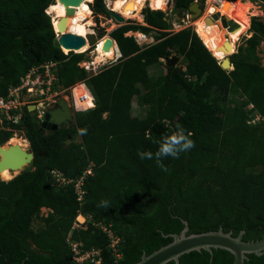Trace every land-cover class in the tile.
Masks as SVG:
<instances>
[{"label": "trees", "instance_id": "16d2710c", "mask_svg": "<svg viewBox=\"0 0 264 264\" xmlns=\"http://www.w3.org/2000/svg\"><path fill=\"white\" fill-rule=\"evenodd\" d=\"M193 1L173 0V7L189 13ZM54 2L0 0V97L29 68L51 60L57 62L58 84L83 81L94 106L74 112L72 124L49 131L35 127L27 106L17 121L3 117L0 145L19 131L33 158L12 178H0V264H92L74 260L71 242L81 251L99 249L102 264H134L170 242L169 234L179 233L185 221L187 234L221 227L233 236L243 230L244 241L263 238L264 66L258 49L264 21L251 16L250 35L229 56L233 68L226 70L193 29L170 31L162 9L143 6L145 25L126 20L110 32L118 60L88 75L77 64L84 54L64 53L56 40L46 12ZM251 2L264 13V0ZM89 6L94 14L109 16L103 0ZM128 30L155 42L140 48L124 34ZM172 54L182 56L183 68L164 62ZM155 64H164L166 73H150ZM134 96L145 107L143 115L131 114ZM255 114L262 119L253 122ZM178 126L191 132L195 146L179 158H163L168 171L155 159L138 156L154 153L158 141ZM91 162L81 202L72 183L58 184L50 173L56 169L76 179ZM41 207L48 209L46 215ZM78 213L87 216L85 228L73 227ZM95 223L119 238L118 256ZM233 260L228 250L212 248L186 252L179 264ZM244 264H264V254L249 253Z\"/></svg>", "mask_w": 264, "mask_h": 264}, {"label": "water", "instance_id": "95a60500", "mask_svg": "<svg viewBox=\"0 0 264 264\" xmlns=\"http://www.w3.org/2000/svg\"><path fill=\"white\" fill-rule=\"evenodd\" d=\"M58 1L65 5V16L57 19L56 29L59 33L57 42L61 48H66L68 51L77 50L86 43V39L81 35L68 31L66 20L74 12V7L79 4L80 0ZM104 8L117 22H125L126 18L122 14L114 11L107 4H104ZM188 11L190 18L196 19L202 12V8L197 1H193L188 6ZM218 15L219 13L217 12L213 17L216 18ZM206 20L211 21L208 17L205 18ZM223 25L225 26L226 24L223 23ZM236 25V23H232L228 26V30H232ZM112 44L113 39L107 36L103 39L102 49L108 50ZM225 46L228 48V44H225ZM93 52H97V49H94ZM167 61V63L173 65L177 61V57L171 56ZM220 65L225 69L223 64L220 63ZM31 119L36 128L49 131L72 124L74 122V115L69 100L66 97L60 96L56 99L53 106L47 110L42 122L34 116ZM2 147L0 145V171L3 168H8L9 170L19 172L25 165L31 163L33 152L30 147L26 149L16 144H10L5 150ZM184 223L185 226L179 233L169 234L172 237L170 242L152 251L150 254H142L140 260L134 264H165L170 260H173L175 264H179V257L186 252L200 249L212 252V248H222L231 252L234 257L233 264H244V260L248 258L249 253L256 255L264 254V237L258 240L244 241L242 240L243 230L233 236L231 231H224L221 227L217 230L187 234L188 225L186 221Z\"/></svg>", "mask_w": 264, "mask_h": 264}, {"label": "built area", "instance_id": "2783aa9c", "mask_svg": "<svg viewBox=\"0 0 264 264\" xmlns=\"http://www.w3.org/2000/svg\"><path fill=\"white\" fill-rule=\"evenodd\" d=\"M126 35H131L135 42L139 45L152 43L154 40L148 38L144 33L141 32H130ZM103 43V39L97 41L96 47ZM93 50L88 54L87 58L80 61L78 64L83 67L89 74L95 75L104 69L105 65L116 60L115 57H109L107 55H102L99 59H94ZM56 61H45L39 66H33L20 78V83L9 89L6 96L0 97V125L2 123L3 117L8 119H13L17 121L20 119L23 106L33 109L35 117L42 121L44 115L48 108H50L55 100L62 95L65 91H68L69 100L71 106L75 112L80 110H86L94 106V97L88 91L84 82H79L73 84L69 87H62L58 84V77L56 75ZM106 65V66H107ZM262 119L260 115H255L253 122L255 120ZM15 134V133H14ZM92 165H88L82 172V174L76 178H70L65 176L59 170H50V173L55 177V181L61 185H67L72 183L74 192L76 194V199L78 202L83 200V195L85 190L83 189V181L87 175L92 174ZM87 216L78 213L73 222V227H83L85 228ZM100 226L104 232H106L109 238V246L112 248L113 252L118 256L117 253V243L119 238H117L113 231L100 223H95ZM71 248L74 253V260L81 262L89 259L92 264H102L99 249H91L86 251H81L77 243L71 242Z\"/></svg>", "mask_w": 264, "mask_h": 264}, {"label": "bare ground", "instance_id": "6f19581e", "mask_svg": "<svg viewBox=\"0 0 264 264\" xmlns=\"http://www.w3.org/2000/svg\"><path fill=\"white\" fill-rule=\"evenodd\" d=\"M88 1L91 0H80L79 4L74 7V12L70 14L69 15L70 17L67 18L66 20L67 30L72 33L81 35L85 37V39H87L86 35L88 33L87 26L91 24V21L88 20L89 19L88 16L91 13V9L86 3ZM146 1H148L149 6L151 8H156V9L162 8V5L164 4V0H111L109 7L114 11L118 12L119 8L121 7V3H123L124 10L126 11H124L125 13H121V14L123 16H126V14H130L132 11L140 8ZM213 1L215 3V6L211 5L207 10L208 13L212 14L213 12L218 11L223 15L234 17V19L237 21V23H239V25L236 28L227 32L226 29L222 28L218 23H214L209 20L205 21V19L200 18L195 21L196 32L203 40L205 45L211 50L214 56L218 58L219 61H221V64H223L224 67L230 66V64L231 67H233L231 61L226 57L228 54L234 51V42L238 39L241 32L248 27L249 18L246 14L247 6H243L239 2L232 4L233 2L229 0H213ZM46 11L48 12L49 15L52 14L53 16V18L51 16L52 23L53 26L56 28L58 21L57 19L59 17L65 16V5L60 3L58 0H56L46 9ZM85 20L86 22L85 24H83ZM87 43L88 42L86 40V43L81 48L86 46ZM225 44H228V48L225 46ZM101 49H102V44L101 45L99 44L98 50ZM64 50L67 49L64 48ZM78 50H80V48ZM102 51L103 52H99V54L96 55L92 54L93 58L99 59L104 54H106L109 57L113 55V49L111 46L109 50L102 49ZM10 144L20 145L22 148H24L25 139L18 137L17 135L14 134L11 138H9L7 143L5 142L4 144H2L3 150L8 148ZM14 172L16 171L9 170L8 168H3L0 171V175L4 179H8L12 176Z\"/></svg>", "mask_w": 264, "mask_h": 264}, {"label": "rangeland", "instance_id": "374dc122", "mask_svg": "<svg viewBox=\"0 0 264 264\" xmlns=\"http://www.w3.org/2000/svg\"><path fill=\"white\" fill-rule=\"evenodd\" d=\"M92 1L93 0L86 2L87 5L89 6V4L92 3ZM110 1L111 0H105V4H107L109 6ZM197 1H198L199 5H201V1H199V0H197ZM229 1H232L233 2L232 4H234L236 2H239L243 6H247L246 14H247V16L249 18V23H250L251 16H255V15L258 16L259 18H261L264 21V13L262 12V10L260 9V7H259V5L257 3L251 2V0H229ZM202 5H203L202 12L200 13V15L196 19H191L190 15L189 14L187 15L185 11L175 10L174 7H173V0H164V4L162 5V8H158V9H162L165 12L166 19H167V21L169 23L168 30H170V31H177L179 29H182V28L186 27V28H191V29H193L196 32L195 21L200 19V18L205 19L206 17L210 18L211 22L218 23L222 28L226 29L227 32L230 31V30H228V26L231 25L232 23H236L237 24L236 27L239 25V23H237V21L234 19V17L223 15V14H221L218 11H215L212 14L208 13L207 12L208 8L211 5L215 6V3H214L213 0H204V2H202ZM143 6H149L148 1H146L140 8L132 11L130 14H126V16H124V17L127 20H131L133 22H138V21L140 22V20L142 18L140 10H141V8ZM89 8H90V6H89ZM153 9H156V8H153ZM124 11H126V10H124V4L121 3V7L119 8L118 12L119 13H125ZM217 12L219 13V15L216 18H214L213 15H215ZM50 16H52V14H50ZM52 18H53V16H52ZM88 18H89L88 20L91 21V24L89 26H87L88 33L86 35V38H87V42H89L90 45H93V47H95L94 44L97 42V40H99L100 38H102V37L107 35V31L109 33L116 26L119 25L118 22H116L114 19L110 18L109 16H106L104 13L94 14L92 12V10H91V13L88 16ZM85 22H86V20L83 22V24H85ZM222 22L225 23L226 25L224 26ZM248 27H249V24H248ZM248 27L241 32V34L239 35L238 39L234 42V51H236V47L239 44L244 42V38L250 35V33L248 31ZM103 31H104V33H103L102 37L99 36ZM149 38H152L151 35H150ZM87 45H88V43H87ZM87 45L84 46L83 48H80V50L77 49L76 51L79 52V51L84 50L87 47ZM96 48L98 50V47H96ZM63 51L65 52L67 50H63ZM99 52H103L102 49L98 50V53H95V55L99 54ZM233 52L228 54L226 58L230 60L229 56ZM87 54H89V52H86V54L84 55L83 58H85V56H87ZM172 55L177 57V61L175 62L174 66H178V67H182L183 68L182 56L177 55V54H172ZM258 55L260 57L261 65L264 66V42H262L260 44V46H259ZM164 62H168V61L164 60ZM232 68L233 67H231V64H230V66L225 67L226 70H231ZM149 71H150V73H152L154 75L165 74L166 73V68H165L164 64H160V65L159 64H155V65H152V66L149 67ZM68 95H69L68 91H65L64 94L61 95V96L67 98ZM144 111H145V107L144 106L139 107V105L136 103V97L134 96L133 99H132L131 114L132 115H143ZM16 135L18 137L23 138V134H21L19 131H16ZM76 140H79V138L77 137ZM24 148H26V149L28 148L29 149V144L26 141H25V144H24ZM25 166L27 167V166H29V164L25 165ZM17 173L18 172H14L13 174L15 175ZM13 174H12V176L10 178H12L14 176ZM0 178L4 179L1 175H0ZM10 178H8V179H10ZM8 179H4V180H8ZM45 210L46 209L41 208V212H43L42 215L45 214V212H46ZM37 224L38 223L35 221L33 225L36 226Z\"/></svg>", "mask_w": 264, "mask_h": 264}, {"label": "clouds", "instance_id": "9594fccd", "mask_svg": "<svg viewBox=\"0 0 264 264\" xmlns=\"http://www.w3.org/2000/svg\"><path fill=\"white\" fill-rule=\"evenodd\" d=\"M104 1V0H103ZM194 1H197V0H194ZM198 2V1H197ZM104 4H105V1H104ZM173 5H174V2H173ZM201 7V6H200ZM202 8V7H201ZM119 13V12H118ZM121 14V13H120ZM187 15L189 14L190 15V13H186ZM142 15V14H141ZM110 16V15H109ZM111 18V17H110ZM127 20V19H126ZM126 20H125V22H126ZM124 22V23H125ZM119 23V22H118ZM124 23H119V25H121V24H124ZM134 23H138V24H143V25H145V22L143 21V16H142V18H141V20H140V22L138 21V22H134ZM52 25H53V23H52ZM117 27V26H116ZM53 28H54V31H55V34H56V40H57V37L59 36V33H58V31L56 30V28L53 26ZM141 32V31H138V30H128L127 32H125L124 34L126 35L128 32ZM111 32V31H110ZM110 32L108 33V31H107V35L106 36H104V37H102V38H100L99 40H101V39H104L105 37H107V36H110ZM141 33H144V32H141ZM148 38L150 37V35H148V34H146V33H144ZM126 36H131V35H126ZM111 37V36H110ZM132 37V36H131ZM152 37V36H151ZM112 38V37H111ZM133 38V37H132ZM153 38V37H152ZM113 39V38H112ZM134 39V38H133ZM87 40V39H86ZM99 40H97V41H99ZM154 40V39H153ZM135 41V40H134ZM155 42V40L152 42V43H154ZM97 43V42H96ZM95 43V44H96ZM152 43H149V44H143V45H139V44H137L140 48H144V47H146V46H148V45H150V44H152ZM95 44H94V46H95ZM103 44V43H102ZM60 46V45H59ZM93 45H90L89 44V42H88V45H87V47L84 49V51H81V52H77L76 50H73V52H75V53H83L84 55L86 54V52H89V54H90V52H91V50H94V49H97L96 48V46L95 47H93ZM112 47H113V55L111 56V57H115L116 58V60L115 61H113V62H111V63H109V65H111V64H113L114 62H116L117 60H118V58L120 57V52H119V49H118V46H117V44H116V42H115V40L113 39V44H112ZM61 48V47H60ZM62 50H64V48H61ZM64 52V51H63ZM67 52H68V50H67ZM66 51L64 52V53H67ZM93 53H98V50H97V52H93ZM106 55V54H105ZM87 56H88V54H87ZM87 56H85V58H87ZM173 56V55H172ZM85 58H82L80 61H82V60H84ZM79 61V62H80ZM166 61V60H165ZM78 62V63H79ZM77 63V64H78ZM107 65V64H106ZM105 65V67H104V69L105 68H107V66H109V65H107L106 66ZM78 66H80L79 64H78ZM81 67V66H80ZM81 68H83V67H81ZM84 69V68H83ZM85 70V69H84ZM86 71V70H85ZM102 71V70H101ZM100 71V72H101ZM87 72V71H86ZM87 74L88 75H91V74H89L88 72H87ZM98 74V73H97ZM96 75V74H95ZM79 82H83V81H78V82H75V83H73V84H76V83H79ZM72 84V85H73ZM60 85V84H59ZM62 86V85H61ZM63 87V86H62ZM69 87V86H68ZM65 88V87H64ZM64 94V93H63ZM62 94V95H63ZM61 96V95H60ZM59 96V97H60ZM58 97V98H59ZM67 99L69 100V97L67 96ZM56 101V100H55ZM69 103H70V100H69ZM70 105H71V103H70ZM53 106V105H52ZM51 106V107H52ZM252 105L250 104L249 105V107H251ZM50 107V108H51ZM71 108H72V106H71ZM30 111H32V113H33V109H31V108H28ZM49 109V108H48ZM72 111H73V115H74V112H75V110H73V108H72ZM47 112V111H46ZM34 114V113H33ZM255 115H259V114H255ZM254 115V116H255ZM34 117H35V115H34ZM43 121V120H42ZM42 121H40V122H42ZM80 131V133L81 134H84V133H86V129H80L79 130ZM14 135V134H13ZM15 135H16V132H15ZM11 138V137H10ZM24 138V137H23ZM25 139V141L26 142H28L27 140H26V138H24ZM9 140V139H8ZM7 140V141H8ZM6 141V142H7ZM29 144V143H28ZM195 146V141L193 140V139H191V132H185V130L183 129V128H181V127H177V130L174 132V133H172V134H168V135H165L160 141H158V148H157V150L153 153L152 151H150V150H148V151H140V152H138V156L141 158V159H149V160H152V159H155V162H156V164H157V166L158 167H160L161 169H162V171H168V169H167V166L163 163V158H165V157H171V158H179V156H180V154L181 153H184V152H187L188 150H190V149H192L193 147ZM30 147V146H29ZM92 165L93 166V163L91 162V163H89V165ZM91 166V167H92ZM87 167V166H86ZM85 167V168H86ZM101 206L102 207H106L107 206V201H101ZM78 215V214H77ZM76 215V216H77ZM83 215V214H82Z\"/></svg>", "mask_w": 264, "mask_h": 264}, {"label": "crops", "instance_id": "0c3cea01", "mask_svg": "<svg viewBox=\"0 0 264 264\" xmlns=\"http://www.w3.org/2000/svg\"><path fill=\"white\" fill-rule=\"evenodd\" d=\"M130 32H131V31H130ZM130 32H128V33H130ZM128 33H127V34H128ZM41 208H44V209H46V210H45L46 212H45V214H44V215H46V213H47L48 209H47L46 207H41ZM40 214L42 215V214H43V212H40Z\"/></svg>", "mask_w": 264, "mask_h": 264}, {"label": "flooded vegetation", "instance_id": "af4514ba", "mask_svg": "<svg viewBox=\"0 0 264 264\" xmlns=\"http://www.w3.org/2000/svg\"><path fill=\"white\" fill-rule=\"evenodd\" d=\"M111 17V16H110ZM112 18V17H111ZM112 19H114V18H112ZM115 20V19H114ZM116 21V20H115ZM117 22V21H116Z\"/></svg>", "mask_w": 264, "mask_h": 264}]
</instances>
